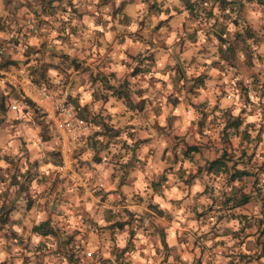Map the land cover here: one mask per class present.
I'll use <instances>...</instances> for the list:
<instances>
[{
	"label": "rangeland",
	"instance_id": "rangeland-1",
	"mask_svg": "<svg viewBox=\"0 0 264 264\" xmlns=\"http://www.w3.org/2000/svg\"><path fill=\"white\" fill-rule=\"evenodd\" d=\"M72 1L78 2V4L75 3L73 6L72 2L68 0L64 5L63 12H60L59 15L60 21H58L60 24L57 21H45L44 15H36L38 25L44 23V27H41V29H43L46 37L43 42H39L36 46L38 51L34 57L51 63L47 67V77L49 75L62 77L68 84V89L74 99L80 103H85L84 115L93 118L96 111H100L99 109H103V111L107 109L106 104L108 101L111 102L110 106L115 108L114 114H118V99L108 97L109 91L104 88L105 86H101L99 79L105 80L108 78V81H104L103 85H106L107 82L117 85L122 79H127L126 86H123L127 91H130L133 101H136L132 93V91H135V85L137 84L134 78L137 76L145 78L146 76L145 85L159 88L161 96L165 95L166 100L171 102V108L164 116L166 123L161 131L157 132L158 136L164 134V145L159 141L155 144L144 142L147 139L144 135L153 130L151 121L157 123L156 118H152L148 122L150 123L149 128H144V131L139 133L135 140L129 137L126 142L124 135L130 136L134 132L129 129L132 124L122 122L125 125L118 127V117L105 112L103 118L107 123V130L105 132L98 131L96 137L91 136L82 143L75 151V156L79 161L87 166L103 164L106 184L118 185V169H122L123 151L141 148L144 153H149L151 150H155L150 163V168L154 174L156 173L150 180L152 188L157 189L158 185L173 180L179 181L181 185H187L190 188V184L195 181L194 179H197V181H201V184L199 190L194 192L191 197L198 199L203 205L211 204L212 208H210L214 211L213 218L216 217L217 219L219 213H224L222 218L225 220L232 219L234 215L244 214V216L259 219L258 226L262 224L264 229V118L261 117L262 112L260 110L264 107V98L257 102V97L251 95L248 90L249 98L245 100L247 103L243 118L244 121L252 123L253 130L250 132V136L241 138V142H239L240 132L234 133L228 127L224 128L228 135L222 131L225 119L228 116L223 108L231 105V111L234 114L237 112L239 102L244 100L242 96H237L239 86L246 85L249 88L254 79L264 81V12L248 2L244 3L241 19H245L255 28L258 41L256 44H251L253 49L250 51L247 46L240 43L236 44L233 58L228 62L222 58L223 55L216 51L218 40L211 33L214 29L219 28V21L222 18L217 17L215 22L213 18H208L207 23L198 25L185 14L183 16V13H185L182 5L183 0ZM152 2L163 10L156 11L151 6ZM119 4H121V7L117 10L116 7ZM169 12L172 14L167 16ZM122 13L127 16L126 20L122 21L120 19V17H123ZM166 16L167 18H165ZM59 25L64 26L65 29H69V25H74L73 33L65 36H63V33L65 34L63 30L62 33H57L56 28ZM227 28L231 30L234 25L229 22ZM225 35L227 37L228 33ZM193 36L195 40H192ZM117 43H125L131 49L133 47L135 49L141 47L142 49L132 53L126 52L128 61H130L128 64L131 68L125 75L127 78L120 79L122 73H116L115 70L110 71L108 67L106 68L107 62H111L117 67L118 61L115 60L117 58L116 54H118L116 50ZM146 45L151 48L158 47L157 54L156 51L145 48ZM63 53H66L69 57H74L79 62V68L75 70L65 67ZM176 55L183 57L181 67L177 66L176 63L168 64L161 69L163 72L159 75L154 73L152 59H155L156 65L162 66L169 59L177 60L179 57L175 58ZM145 56H150L151 59H142L139 63V59ZM184 56L188 59L187 63H185ZM88 57H91V59ZM132 60L136 62L133 64ZM91 65L97 68L95 72L90 70ZM21 66L19 63L16 68H13L18 72L11 71L10 75H6L10 81L15 83L20 95L21 90L14 79H19L23 73H26L20 70ZM134 67L149 70L146 72L137 71L135 74H131L133 79H130L129 76L131 75L129 74ZM172 68H175L174 74H170L169 77L166 76ZM198 74L201 75L203 84L196 87L194 86L196 82L194 79ZM98 75L101 77L99 78ZM200 88H202V91L199 90ZM250 101L252 102L250 103ZM15 105L16 109H13L11 105L8 106L5 120L0 123V137L11 136L15 138L13 147L23 155L27 149L26 143L34 144L36 139H34V132L28 129V126L31 125L32 115L23 108L22 100H17ZM233 105L236 106L234 110ZM138 113L140 111L136 112L132 109L128 112V115L132 118L133 115L135 116ZM134 116L133 118H135ZM36 127L39 128L38 125ZM258 127L261 130L259 141L256 140V136H253ZM4 138H1L0 143H3ZM40 138L46 140L43 131L40 132ZM92 140L95 141L90 143ZM4 143L7 144L8 142ZM48 144H45L47 146V148L45 147V156L34 158V160L28 162L26 159L25 162L23 159H17L16 164L11 166L12 169L10 168L11 173L9 172L7 175L0 170L1 210L8 206L16 207L18 204L22 208L25 207V202H29L30 205L35 199V194L38 193L34 190V187L36 184H44L43 175L63 183L67 182L63 174H58L55 171L53 166L57 163L58 158ZM189 144L195 145L196 149H187ZM163 146L164 148H162ZM184 150L186 154L183 155ZM221 153L224 154L225 159H228L226 163L229 166L236 159V167H243L248 171V174L235 179L234 183L241 189L237 192L249 193L250 199L246 203L231 209V211L227 208H223V211H221L218 206L221 205L219 203L221 188L226 186L221 183L225 175L216 174L213 177L201 170L204 163ZM138 156L136 159L138 164L142 166V163H140L142 155ZM36 160L39 161V169L37 167L33 169V166L37 164ZM0 163H3L1 159ZM197 168L201 170H199V174H196L198 173ZM179 169H182L183 173L184 170L189 171L195 176L187 174L185 177L181 176L180 178V175H178ZM16 170L18 175L15 173ZM112 175L116 177L114 181L117 180V184L110 182L109 178ZM16 184H19V186ZM191 190L193 191L192 187ZM183 192L187 193L188 189L186 191L181 189L171 197L176 199L182 196ZM100 193H102L101 190ZM186 199H188V195ZM191 203L190 200L188 204L191 205ZM97 214L98 216L101 215V213ZM236 218L233 220L234 223H236ZM97 222L102 225L103 221L100 220V216ZM20 225H23L22 227L26 231L17 240L19 241L18 244L8 239L11 253L22 246L46 245L44 242L36 239L32 240L27 236L28 224L26 222L21 221L18 226ZM238 227L239 225L236 224L234 228H228L229 234L239 235ZM96 228L100 231L93 234V237L90 234L83 236L78 230L77 233L68 230L62 238H59L60 240L57 239L59 228H56L57 234L52 237L48 236L50 238L47 242L56 241L57 239L56 244L58 246L67 247L68 249L71 246V248L79 250H91V247L93 245L96 247V244H101L102 247L105 245L109 247L110 244L114 247L115 242L118 244L117 237L116 239L111 238L108 242V233L107 231L104 232L106 227L98 226ZM4 234L7 238L12 235L20 237L8 230L7 226L2 225L0 235ZM8 242L5 241V243ZM262 242H264L263 237L260 240L257 238L256 244L261 245V252L263 250ZM231 250L233 251V248Z\"/></svg>",
	"mask_w": 264,
	"mask_h": 264
},
{
	"label": "crops",
	"instance_id": "crops-1",
	"mask_svg": "<svg viewBox=\"0 0 264 264\" xmlns=\"http://www.w3.org/2000/svg\"><path fill=\"white\" fill-rule=\"evenodd\" d=\"M26 2L27 0H0V21H2L0 24L3 25V28H0V58H13L21 61L25 57L22 54V44L17 43L14 45L15 47H11V41L14 35L18 40L17 42H24L34 47L39 42H43L46 37L43 29H41V27H44V23L38 25V19H36V12L34 11L33 5H30V3L27 5ZM117 44L116 50L118 54H116L117 58L115 59L118 61L117 67L111 62H107L106 68L108 67L110 71L115 70L116 73H122L120 77L122 79L131 69L128 64L130 61H128L126 52L132 53L142 49L141 47L137 49L133 47L131 49L125 43ZM145 48L156 51L157 54L158 47L151 48L149 45H146ZM177 57H179L177 60L169 59L162 66L156 65L155 59H152L154 73L159 75L163 72L161 69L168 64L176 63L177 66L181 67L183 57L176 55L175 58ZM88 58L91 59V57ZM184 60L187 63V57L184 56ZM135 62L133 61V64ZM12 70L18 72L16 69L5 72L9 74ZM20 70L24 71L22 66ZM90 70L95 72L97 68L91 65ZM174 72L175 68H172L166 76L169 77ZM132 77L133 75L129 76L130 79H133ZM134 80L137 81V84L135 85V91H132V93L136 101L141 100L140 107L135 108L134 106L133 108H128L121 99L117 98L118 114H114L115 108L110 106V101L106 104L107 109L104 112L118 117V127L125 125L122 122L132 124V126L128 127L134 132L130 136L124 135L126 142L129 137L135 140L139 133L144 131V128H149L150 123L148 122L152 118H156L157 123L153 120L151 121L153 130L144 135L147 138L144 142L155 144L159 141L164 145V134L158 136L157 132L161 131L166 123L164 116L170 110L171 102L166 100L165 95L161 96L159 88L145 85L146 76L145 78L137 76ZM199 90L202 91V88ZM108 97L112 98L113 96L109 95ZM27 109L29 114H34V110L29 104L27 105ZM132 109L136 112L140 111L135 116L132 114L135 118L133 116L131 118L128 115V112ZM36 125L31 122V127L28 126V129L34 132V139L36 141L34 144L26 143L27 150L24 151L22 156L21 152L13 147L15 138L11 136L6 138L0 137V140L4 138L3 143H0V159L3 162L0 163V170L2 173L6 175L9 172L11 173L10 168L12 169L11 166L13 164L10 162V159L15 158V154L20 155L19 159H23L24 162L25 159L28 162L34 160V158L45 156V147L47 148L45 144L48 141L40 138L41 131ZM4 142L8 143L5 144ZM48 146L51 148L49 144ZM153 151L155 150L144 153L141 148L123 151L122 169H118V185L106 184L107 181L104 179V165L99 164V174L102 181L100 186L102 189L100 187L96 195L85 191L83 188H80L78 191H73L68 187L66 181L63 183L43 175L42 179L44 184H36L34 187V190L38 192L35 194L34 201L28 207L20 208L19 204L16 207H11L8 210V217L14 220L13 227L15 226V229V223L19 221L26 222L28 224L27 236L32 240L36 239L44 242L46 245L32 246L29 250L19 247L14 253H11V247H0V260L3 258L12 260L11 262H4L6 264H75V262L77 264H100L101 260L104 261L106 257L112 259L114 252L107 251V254L102 256L107 249L105 246L100 247V256L91 258V250L62 248L56 244L57 239L56 241L47 242L48 238H50L48 235L32 232L30 231V227L40 220L47 219L48 223L54 229L59 228L58 239L62 238L63 234L68 232V230H73L74 232L78 230L83 236L90 234L93 237L96 228L92 224V220H97L99 216L103 219V215L105 219H108L109 217L107 215L113 211H118L120 214H123L120 218L118 216V219H124L126 214L123 212V209L128 208L134 211L135 218L129 221V223L124 224L123 228L118 229V244L116 243L119 248L127 243L126 250L122 252V263L264 264V242H262V252L261 245H259L260 242L258 245L256 244L257 238L260 240L263 237L264 240L262 224L258 226L257 224L254 225V223H251L250 226L245 227V222L239 218H236V223L233 221L235 217L232 219L229 218V220H225L222 217H218L217 219L216 217L213 218L212 214H214V211L210 208L211 204L203 205L198 199L191 197L194 192L199 190L201 181L194 179L195 181L190 184V188L174 180L158 185L157 189L152 188L150 180L156 174L150 168ZM138 155H142L140 162L142 166L138 164V160L136 159ZM35 162L37 164L33 166V169L36 167L39 169V161L36 160ZM15 173L18 175L17 170ZM120 177L122 180H120ZM114 178L116 177L112 175L109 180L117 184V180L114 181ZM16 185L19 186V184ZM181 189L184 191L188 189V192H183L182 196L176 199L171 197L175 193H178V191H181ZM100 190L102 193H100ZM17 191L19 192L18 189ZM132 194L135 195L132 196ZM136 194L142 196V199L138 202L133 200ZM187 195L188 199H186ZM190 200L192 202L191 205L188 204ZM148 201L154 204L156 208L162 209L163 214H158L154 209L148 207ZM102 211L104 212L103 214ZM97 213H101V215L98 216ZM137 216L140 217L137 218ZM111 217H114V215ZM250 219L254 221V218ZM236 224L239 227L244 226L243 232H239V236L233 233L229 234L228 228H234ZM128 229L132 230V232L128 233ZM21 230H23V227L18 229V231ZM241 236L244 240L237 243L238 238ZM53 243L55 245L52 246ZM232 248L234 252H253L257 250L259 257L247 261H239L236 256L232 259V256L228 255V252ZM69 253L70 260L66 256Z\"/></svg>",
	"mask_w": 264,
	"mask_h": 264
},
{
	"label": "trees",
	"instance_id": "trees-1",
	"mask_svg": "<svg viewBox=\"0 0 264 264\" xmlns=\"http://www.w3.org/2000/svg\"><path fill=\"white\" fill-rule=\"evenodd\" d=\"M72 2V5L74 6L75 3L78 4V2H74L72 0H70ZM68 2V0H27L26 4L28 5V3H30V5H33V8L36 12V15H44L43 18H45V21H57L59 23V15L60 12H63L64 8H65V4ZM248 2L250 3L253 7H257L258 9H260L261 11L264 12V0H183V11H185V13H183L186 16H188L192 22L196 23V24H200V23H207V19L208 18H213L214 22L215 19L217 17H221L222 20L219 21V28L218 29H214L213 31H211V33L213 34V36L218 40V45L216 47V51L220 54L223 55L222 58L226 59L228 62L231 61V59L233 58L234 55V47L236 44L240 43L243 44L245 46L248 47V50L250 51L251 49H253L251 44H256L258 41V36L256 34L255 28L252 27L245 19H241L242 18V10L244 8V3ZM154 9H156V11H161L163 9H161L158 5H155L154 2H152L151 5ZM121 7V4L117 5V10H119ZM172 13H167V16L171 15ZM123 17H120V19L126 20L127 16L125 14L122 13ZM167 16L165 18H167ZM47 17V18H46ZM59 20V21H58ZM243 20V22H242ZM4 21V19H3ZM2 22V21H0ZM231 22L234 25V28H232L231 30H229L227 28V24ZM60 24V23H59ZM0 28H3V25L0 24ZM69 29H65L64 26H57L56 28V32L57 33H62L65 31V34L63 33V36L67 35V34H72L73 33V29H74V25H69L68 26ZM195 32V31H193ZM204 32H208V31H204ZM226 33H228L227 37H226ZM13 36V35H12ZM192 40H195L194 36L192 37ZM18 40L16 39V36L14 35L11 41V47H15L14 45H16ZM22 44V54L25 56L23 58V60H17V59H13V58H0V71L4 72V71H8L11 70L13 68H16L17 65L20 63L22 65L23 70L29 74L34 80L36 81H41L47 78L46 75V71H47V67L48 65H51V63L49 61H44L41 59H37V57H34L32 55V52H37L38 48L37 47H33L27 45L24 42H21L20 45ZM31 52V53H30ZM62 56H64V63H65V67L67 68H72V69H78L79 68V62L76 61V59L74 57H69L66 53H63ZM150 58V56H145V57H141L139 59V63L142 59H146L148 60ZM151 59V58H150ZM206 63V62H203ZM213 67V66H211ZM11 68V69H10ZM149 69H139L137 67H134L133 70H131L130 74H135V72L137 71H148ZM15 71V70H14ZM0 73V123H2L5 120V114L7 113L8 110V106L10 107V105L17 100H22L23 101V108L27 110V105H28V100L26 98H23L18 90L16 89V85L15 83H13L12 81H10L6 75H4L5 73ZM13 72V70H12ZM110 75L112 74L111 72L109 73ZM98 77L100 78L101 76L98 75ZM96 77V78H98ZM196 82L194 83L196 87H199L203 84V79L201 77L200 74L195 76ZM104 81H108V78L104 79H99V82L101 83V86L104 87L106 90L109 91V95L113 96L114 99H121L122 102L128 107V108H133L134 106L137 108L140 107V103L141 100L138 101H133L131 95H130V91H127L126 88H124V86H126L127 83V79H122L120 81V83H118L117 85H114V83L111 82H107L106 85H103ZM124 85V86H123ZM248 90L250 91V94L257 97V102H260L262 98H264V81L261 80H256L254 79L251 84L250 87L247 88L246 85H240L239 86V91H238V95L237 96H242V98H244L243 101L239 102L238 105V109L237 112L233 114V111H231V105H227L223 108V111L227 113V117H226V121L223 125V129L222 131L228 135L227 132L224 131V128L228 127L231 128V130H233L234 133L240 132L241 136H240V141L241 142V138L243 137H248L250 136V132L253 130V126L252 123L249 121H244L243 118V114H245L246 111V103L245 100H248L249 98V93ZM237 92V91H236ZM79 102V101H78ZM252 101H250L251 103ZM80 104V108L82 111V114H84L85 109V103H78ZM233 105V110L235 109ZM87 108V107H86ZM100 111H96V115L92 118V116L90 117V120L92 121V125H93V131L92 134L89 137H96V134H98V131H102L105 132L107 129V123L104 121L103 115L105 114V112L103 111V109H99ZM262 112V116L264 118V107H262L261 109ZM98 114V115H97ZM87 116V115H86ZM17 118V117H14ZM241 126V128H240ZM251 129V130H250ZM42 132V130H41ZM256 136V140L259 141L260 140V136H261V130L258 127V129L255 131L254 135ZM88 137V138H89ZM87 138V139H88ZM253 138V137H252ZM86 139V140H87ZM95 140H92L90 143L94 142ZM187 149H192L195 150L196 146L189 144L187 145ZM27 150V149H26ZM22 154V153H21ZM186 154V151H183V155ZM22 156V155H21ZM1 157V155H0ZM20 155L15 154V158H11L10 162L15 165L17 162V159H19ZM181 157L183 158V156L181 155ZM225 156L223 153H221L220 155H217L215 158L207 161L206 163H204V165L202 166L201 170L204 171L205 174L207 175H211V176H215L217 175H221L224 174V180L221 182L224 185H226L224 188H221V194L219 196V203H221V205H218L220 210L223 211V208H227V210L236 208L237 206H240L244 203H246L249 199H250V194L246 193L244 191L242 192H237V191H241V189H239V187H237L234 183L235 179H239L240 177L244 176L245 174H248V171H246L245 169H243V167H236V162L237 160H233L231 165L229 166L226 163ZM263 168H264V164H263ZM200 169L197 168V172L196 174H199ZM182 169L178 170V175H180L182 177H185L187 174H189L190 176H193V173H189V171H185L184 173L182 172ZM193 172V171H191ZM195 176V174H194ZM193 176V177H194ZM192 177V178H193ZM135 194H132V196ZM131 196V197H132ZM142 196L139 194H136V196L133 198V200L135 202L140 201V199ZM146 201L147 198L145 197ZM29 206V202H25V207ZM147 206L150 207L151 209H154V211H156V213L158 214H163V210L160 208H156V206L152 203H150L149 201L147 202ZM261 206V204H260ZM2 205H0V210H1ZM10 206H8V208L6 207L5 209H2L0 211V229H2V225H5L8 227V230L14 232V234H17L20 237H15L14 235L10 236V237H5L4 235H0V247L1 248H8L9 247V243L8 239H11L15 244H18L19 238H21L22 234H24V232L26 231L25 229L18 231V229L20 227H22L21 225L18 226L20 224L21 221L15 223L16 224V229L15 226L13 227V219H9L8 217V210H10ZM212 208V207H211ZM111 211V210H109ZM123 212L126 214V217L124 219H118L123 215L120 214L118 211H113L112 213L109 212V214L107 215L109 218L105 219L104 215H103V219L100 220L103 221L102 225L97 222V220H92V224L96 227H106L104 232L107 231L108 233V242L110 241L111 238L113 239H118V229L123 228V225L126 223H129V221H131L132 219H134V211L125 208L123 209ZM104 213V212H102ZM224 213H219L217 215V217L219 216H223ZM112 215H114V217H111ZM116 216V217H115ZM140 217V216H139ZM137 216V218H139ZM234 217L238 218L240 220H242L244 223V226L248 227L251 225V223L257 224L259 225V219H254V221H252V219H250L249 217L246 218L247 216L244 214H240V215H234ZM244 226H240L237 228V230H239V232H243V228ZM30 231L32 232H36L39 234H46L50 237L55 236L57 234L56 229H54L47 221V219H43L38 221L37 223H34L31 225L30 227ZM100 230L96 228L95 233H98ZM132 232V230L128 229V233ZM238 232V233H239ZM94 233V234H95ZM116 233V234H114ZM235 234V233H234ZM3 236V237H2ZM239 236V235H237ZM68 238V237H67ZM58 239V236H57ZM7 240L8 243H5V241ZM60 240V239H58ZM104 240V239H103ZM244 239L241 237L238 238L237 243H239V241H243ZM100 242V241H98ZM105 242V240H104ZM129 242H131L129 240ZM101 243H103V241H101ZM106 243V242H105ZM8 244V245H7ZM110 244V243H107ZM111 246L107 247L106 246V251L104 254H102V256L107 254L108 252H114V256L112 259H110L109 257L104 258V261L101 260L100 264H127L122 263V252H124L126 250L127 247V243L119 248L116 245L115 242V246L113 247L112 244H110ZM70 246V245H69ZM95 245H93L91 247V254L90 257H98L100 256L101 252H100V247L101 244H96V247H94ZM247 246V245H245ZM32 246H26V247H20V248H25V249H31ZM71 248V246H70ZM118 248V249H117ZM248 248V247H247ZM230 256H232V259L234 256H236L237 260L239 261H247V260H252L255 258L259 257V253L257 252V250H254L253 252H242V251H238V252H234V251H229L228 252ZM67 258L70 260V253L66 255ZM7 259L3 258L0 260V264H6L4 262H6ZM8 262H11L8 259ZM10 264V263H7ZM75 264H77L75 262Z\"/></svg>",
	"mask_w": 264,
	"mask_h": 264
},
{
	"label": "built area",
	"instance_id": "built-area-1",
	"mask_svg": "<svg viewBox=\"0 0 264 264\" xmlns=\"http://www.w3.org/2000/svg\"><path fill=\"white\" fill-rule=\"evenodd\" d=\"M32 55L36 56L37 52ZM5 75L10 73L5 72ZM14 80L21 90V96L28 100L34 110L31 122L43 131L45 141L50 142L51 149L57 155L58 161L53 166L55 171L66 177L73 191L83 188L89 193H97L101 184L99 164L87 166L75 156V151L92 134V121L82 114L80 104L71 95L68 84L58 75L36 81L23 73ZM15 102L11 104L13 109H16Z\"/></svg>",
	"mask_w": 264,
	"mask_h": 264
}]
</instances>
